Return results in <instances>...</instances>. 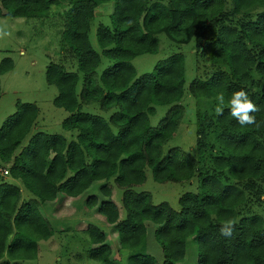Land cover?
I'll list each match as a JSON object with an SVG mask.
<instances>
[{
  "label": "trees",
  "instance_id": "obj_1",
  "mask_svg": "<svg viewBox=\"0 0 264 264\" xmlns=\"http://www.w3.org/2000/svg\"><path fill=\"white\" fill-rule=\"evenodd\" d=\"M231 2L228 10L225 0H0V17L8 18L44 17L53 5L65 3L62 40L77 61L76 72L54 63L45 72L47 84L58 90L53 105L69 114L61 126L76 134L74 140L37 132L15 156L38 116L35 104L20 101L0 128V162L11 163L10 176L37 198L18 205V187L0 185V261L6 259L0 264L35 260L38 241L52 236L39 203L54 201L60 193L77 197L114 170L116 183L126 188L122 204L127 212L115 229L122 246L132 252L130 264H152L145 255V221L160 226L167 264L184 257V241L191 236L198 248L197 264H264V219L240 214L247 210L248 196L261 203L264 123L259 128L241 126L228 103L233 92L244 89L260 107L253 115L264 121V90L249 92L247 87L251 75L264 87V0ZM103 3L111 4V26L100 24L96 39L112 64L98 76L101 55L92 48L89 33L95 9ZM161 33L177 44L193 39L197 56L205 62L196 69L188 93L194 98L222 94L227 105L215 124L207 117L199 119L194 156L178 148L163 152L183 114V55L159 60L151 72L138 77L132 64L135 57L158 51ZM12 69V59L3 58L0 76ZM79 75L82 87L77 93ZM89 105L110 115L82 111ZM156 106L169 108L152 127L149 120ZM142 167L150 169L158 183L197 177L199 192L182 194L179 211L166 202L152 205L148 194L128 188L143 183ZM95 204V198L88 202L90 207ZM98 213L108 224L119 217L112 201H103ZM230 219L235 221L233 234L222 236L220 228ZM89 232L94 244L104 242L100 230L93 227ZM109 254V246L102 245L91 250L90 257L107 264Z\"/></svg>",
  "mask_w": 264,
  "mask_h": 264
},
{
  "label": "rangeland",
  "instance_id": "obj_2",
  "mask_svg": "<svg viewBox=\"0 0 264 264\" xmlns=\"http://www.w3.org/2000/svg\"><path fill=\"white\" fill-rule=\"evenodd\" d=\"M153 1V0H152ZM226 1V9L231 10L233 3ZM107 5V6H105ZM67 8L65 3L53 5L44 17L29 18H4L0 19V28L8 35L0 38V62L3 58L9 57L13 61V69L0 76V128L5 120L16 112V102L32 103L38 108L37 119L29 134L24 138L21 145L16 149L15 156L21 154L28 146L32 136L37 132L46 134H60L65 136L67 141L74 140L76 134L62 128V121L69 115L63 109L53 105V100L57 96L58 90L53 85L46 82V67L49 63L61 64L70 72L77 71V61L70 56L68 47L62 40L64 30L63 12ZM262 11V9L258 10ZM112 13L110 3H105L97 10L99 17L91 24L89 40L92 48L101 55V63L96 68V74L109 67L112 62L102 56V49L97 43L96 28L100 25L111 26L109 15ZM257 11H254V14ZM239 17V16H238ZM237 17V18H238ZM42 18V19H40ZM236 18V19H237ZM159 49L153 54H143L135 57L132 64L136 70V77L149 73L153 70L159 60H164L172 54L180 53L184 57L185 84L184 95L181 102L183 114L178 127L169 141L163 148L166 153L171 148H178L182 153L195 155L196 127L200 121L207 117L213 124L216 123L218 114L215 109L219 105L217 95L208 98H194L188 93L189 83L198 75L196 69L201 70L203 60L196 54V43L191 39L188 43L177 44L164 34H158ZM201 63V64H200ZM207 65H205V68ZM77 93L82 87V75H79ZM252 75L247 85L249 92L263 93L264 87L258 81H251ZM221 107H227L225 101ZM168 106H156V114L149 122L154 127L164 117ZM82 111L108 118L109 113L102 112L97 105L83 106ZM200 119V121H199ZM213 140V134L209 136ZM138 154H140L138 152ZM11 163L6 165L0 162V168L7 170L8 175L0 174V182L8 181L15 183L9 173ZM144 181L140 185L128 187L135 193H146L150 196L152 205H159L166 202L172 209L179 211L178 199L186 193L199 192V180L194 177L190 180L179 183H158L152 178L150 169L142 167ZM71 175V174H70ZM117 170L111 171L106 180L94 182L86 191L77 197H67L59 194L56 200L39 203L40 214L48 220L52 229V236L47 240L38 241L37 258L32 261H10L11 264H106L96 261L90 257L93 249L107 245L110 248L107 264H130L132 252L122 246L119 234L115 229L116 224L127 218V212L122 204V196L126 188H122L116 183ZM22 188L19 189V202L37 200V198L27 190L19 180ZM103 190H107L104 192ZM259 200L250 198L249 204L242 209L241 215L255 214L264 219V188ZM91 198L96 199V204L90 207L88 202ZM253 198V199H252ZM103 201H112L118 208L119 217L115 224H108L105 218L98 213V207ZM249 209V213H247ZM145 233V255L152 264H167L166 251L164 245L158 237L159 225L150 221L144 222ZM97 228L104 236L102 244H94L90 235V228ZM11 239V238H10ZM185 255L175 264H197L198 248L194 237H188L184 241ZM6 259H4L5 261ZM3 260L0 262H4Z\"/></svg>",
  "mask_w": 264,
  "mask_h": 264
},
{
  "label": "clouds",
  "instance_id": "obj_3",
  "mask_svg": "<svg viewBox=\"0 0 264 264\" xmlns=\"http://www.w3.org/2000/svg\"><path fill=\"white\" fill-rule=\"evenodd\" d=\"M8 35L2 28H0V38ZM219 105H224V96L221 94L217 97ZM230 114L234 117L241 126L254 125L257 128L260 127L264 121H257V118L253 113L259 112L260 107L253 102L248 92L244 89L235 91L232 93L229 100ZM217 106L215 111L218 115H223V107ZM234 220H227L220 228V234L225 237H231L234 231Z\"/></svg>",
  "mask_w": 264,
  "mask_h": 264
},
{
  "label": "crops",
  "instance_id": "obj_4",
  "mask_svg": "<svg viewBox=\"0 0 264 264\" xmlns=\"http://www.w3.org/2000/svg\"><path fill=\"white\" fill-rule=\"evenodd\" d=\"M104 4L105 3H103V4H101V5H99L98 7H96V9H95V18H97V17H99L98 16V14H97V10L101 7V6H104ZM105 6H107V5H105ZM4 18H8V17H0V19H4ZM10 19H15V18H10ZM40 19H42V18H40ZM53 63V62H52ZM54 64H56V63H54ZM58 65H61V64H58ZM48 66V65H47ZM10 72V71H9ZM1 87V86H0ZM5 165V164H4ZM5 169V168H4ZM4 169H2V168H0V174H2V175H4V176H7L8 174H3V170ZM12 180H15L16 182L15 183H10V182H8V181H5V182H0V185L2 184V183H7V184H9V185H12V186H15V187H21L20 186V184H19V179H15V178H12V177H10ZM20 189V191H21V189L22 188H19Z\"/></svg>",
  "mask_w": 264,
  "mask_h": 264
},
{
  "label": "built area",
  "instance_id": "obj_5",
  "mask_svg": "<svg viewBox=\"0 0 264 264\" xmlns=\"http://www.w3.org/2000/svg\"><path fill=\"white\" fill-rule=\"evenodd\" d=\"M3 174H5V175L8 174V171L4 169Z\"/></svg>",
  "mask_w": 264,
  "mask_h": 264
}]
</instances>
